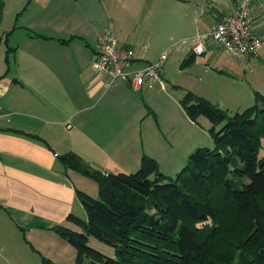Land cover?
Instances as JSON below:
<instances>
[{"label":"crops","instance_id":"0c3cea01","mask_svg":"<svg viewBox=\"0 0 264 264\" xmlns=\"http://www.w3.org/2000/svg\"><path fill=\"white\" fill-rule=\"evenodd\" d=\"M96 1L102 6L105 2ZM213 1L172 0L171 11L158 17L136 14L132 4L124 0L119 1V10L113 12H108L104 6L102 12L91 3L90 8L85 7L88 11L98 8L92 19L69 29L62 27L65 34L54 35L20 22L10 28L15 39L5 42V70L0 75L1 256L21 259L24 264H39L42 257L55 264H75V250L53 228L77 230L66 217L69 214L86 217L75 191H87L83 188L84 176L66 169L58 156L74 153L87 164L97 163L104 174L130 172L131 167L138 166L142 154L154 159L156 155L160 159L171 157L169 162L174 161L172 150L161 148L160 142L154 137L152 140L151 135L152 143L146 144L135 135L134 126L132 132L127 133L126 109L131 104L120 95L137 100V112L143 108V99L154 110L153 97L148 95L150 92L145 93L146 98L139 97L137 93L126 92L122 86L103 91L106 78L93 76L95 47L98 38L110 29L123 45L135 50L134 34L144 27L143 22L147 26H159L168 35L184 34L186 39L192 40L196 35L208 34L223 16L234 13L243 0H226L228 3L223 2L225 10L216 9ZM254 1L257 6L250 7L252 27L256 34H264V0H250V3ZM4 15L5 11L0 29ZM191 48L192 43L186 55L191 54ZM136 58L138 66H144L157 56L152 60L141 55ZM253 58L264 59V49ZM144 88L147 87H143V92ZM154 116L159 117L155 113ZM182 120L190 130L186 139L191 151L209 145L206 140L197 144L192 131L195 123L185 115ZM133 122L130 118L129 124ZM155 129L162 131L156 126ZM144 132H149L147 127ZM39 244L50 245L48 249L58 251L60 258L50 256L48 249L43 250Z\"/></svg>","mask_w":264,"mask_h":264},{"label":"trees","instance_id":"16d2710c","mask_svg":"<svg viewBox=\"0 0 264 264\" xmlns=\"http://www.w3.org/2000/svg\"><path fill=\"white\" fill-rule=\"evenodd\" d=\"M3 10L0 0V24ZM247 57L255 56L236 58ZM194 62L191 51L183 65ZM253 94L252 106L230 116L185 91L180 106L191 122L208 120L213 147L195 148L174 178L146 154L130 174L93 171L74 153L58 156L98 186L95 199L75 191L86 217L66 219L77 230L53 228L74 248L75 264H264V95ZM89 238L111 247L115 257L90 247ZM40 264L55 263L42 257Z\"/></svg>","mask_w":264,"mask_h":264},{"label":"rangeland","instance_id":"374dc122","mask_svg":"<svg viewBox=\"0 0 264 264\" xmlns=\"http://www.w3.org/2000/svg\"><path fill=\"white\" fill-rule=\"evenodd\" d=\"M2 1L5 4L3 10L5 11V19L3 27L0 29V37L3 32L6 31V33L0 40V75L3 74L5 70L3 67L7 48L5 42L15 39V36L10 32V28H12L16 22L22 24L28 23L34 26L35 29L51 32L54 35H61L65 34L63 31L71 28L72 25L77 26L80 22L82 23L85 20L92 19V15L98 8L94 7V10L88 11L85 7H89L91 3H95L102 12L103 6L108 12H113L119 10V1L121 0H105L103 6L102 4H98L96 0H80L77 2L76 0H30L29 2L28 0H20V4L19 0ZM124 1H128L132 4V8L136 14L141 12L157 17L159 14L169 13L171 11V4L173 3L172 0ZM223 2H225V4L228 3L226 0H215L213 4H216V9L225 10ZM253 3H249V7L256 5L255 1ZM141 25L144 27L138 29L134 34V39L137 40L134 51L137 56L141 55L144 58L152 60L161 52L165 50L169 51L161 75L166 88L163 92H158L159 90L157 91L156 88L148 91L147 88H144L145 92L142 90V92L135 94L139 97L142 95V98H146L147 95H145V93L150 92L148 95L153 97L151 104L156 111H154L143 99L141 100L143 108L140 112H137V100L129 98L128 95H120L126 99V102L131 104L129 109H126V130L129 134L132 132L131 127L134 126L135 135L138 136L139 139H143L146 144L152 143L149 140V135H151L152 140L155 138L156 141L160 142L161 148H165L166 151L172 150L171 155L174 158L172 163L169 162L171 157L168 159H160L158 155H156L157 159L150 157L159 165V172L167 177L174 178V176L187 164L186 159L193 152L190 150L189 139H186L190 130H188L182 120L185 113L179 103L185 91H191L211 101L213 104L219 105L220 108L226 110L230 116L236 112H241L255 103L253 90L264 95V59L259 61L251 57L253 59L243 61L234 56L225 54L220 46L211 42L208 46V53L195 56V62L192 64L183 65L188 57L186 54L188 53L187 48L190 46V43H192L191 38L189 40L186 39L184 34L168 35L159 26H152L150 24L147 26L145 22L141 23ZM62 27H64L63 31L61 30ZM93 76L97 78L94 73ZM123 84L125 85L124 82L117 80L110 89H106V86H104L103 91H111L114 88L122 86L126 92H130L131 90ZM172 112L173 115L170 116ZM152 113H155V115L158 114L160 118L155 117ZM130 118L134 119L132 125L129 124ZM157 121L159 123H157ZM155 126L158 129L161 128L162 131L155 129ZM173 126L175 127L172 128ZM146 127L149 132H144L146 131ZM192 127V131L196 134L197 144H199L198 142L203 144L207 141V143L212 146L208 133L210 123L206 118L201 117L199 122ZM219 128L220 126L216 127V130ZM141 129H143V131ZM161 135L164 136L161 137ZM138 146H140V143H138ZM263 152L264 144L259 155L263 154ZM181 156L184 157L181 158ZM82 162L88 166L89 169L99 171L98 168L100 167L97 163L87 164L85 161ZM131 168V171L126 174L134 173L138 170L139 163L138 166L134 165ZM83 181L85 185L83 187L84 190L87 191L86 193L89 194V196L95 199L98 193L97 183L85 176ZM228 228L231 230L232 225ZM235 233H237V229L233 228L232 235ZM88 245L107 257L112 259L115 257L114 250L111 247L93 238H89ZM39 246L43 250L51 248L50 245L39 244ZM52 248L55 249L53 246ZM47 254L53 257H59V253L56 250L52 252L48 249ZM38 263L40 264V262ZM0 264H24V261L21 259H13L11 256L0 255ZM84 264L90 263L85 261Z\"/></svg>","mask_w":264,"mask_h":264},{"label":"built area","instance_id":"2783aa9c","mask_svg":"<svg viewBox=\"0 0 264 264\" xmlns=\"http://www.w3.org/2000/svg\"><path fill=\"white\" fill-rule=\"evenodd\" d=\"M250 0H243L234 13L223 16L206 35H196L192 39L195 56L205 53L211 42L220 46L224 53L239 58L256 56L264 49V34H256L252 27L249 7ZM168 50L161 52L155 61L136 66L138 60L134 51L122 44L111 30L105 31L97 40L92 62L96 77H105L106 89L119 80L126 83L134 93L147 87L165 90L162 70L168 57ZM135 65V66H134Z\"/></svg>","mask_w":264,"mask_h":264}]
</instances>
